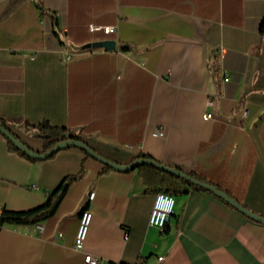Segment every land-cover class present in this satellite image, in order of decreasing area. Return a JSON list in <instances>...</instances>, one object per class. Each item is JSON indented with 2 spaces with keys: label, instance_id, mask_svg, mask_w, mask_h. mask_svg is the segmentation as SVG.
Listing matches in <instances>:
<instances>
[{
  "label": "crops",
  "instance_id": "1",
  "mask_svg": "<svg viewBox=\"0 0 264 264\" xmlns=\"http://www.w3.org/2000/svg\"><path fill=\"white\" fill-rule=\"evenodd\" d=\"M103 41L115 48L93 47ZM0 117L39 154L42 140L11 123L63 127L120 165L145 156L194 173L264 218V0H0ZM62 183L42 233L0 229V264H264V225L216 196H173L160 232L136 170L104 171L76 147L29 161L0 136V213L40 206Z\"/></svg>",
  "mask_w": 264,
  "mask_h": 264
},
{
  "label": "trees",
  "instance_id": "2",
  "mask_svg": "<svg viewBox=\"0 0 264 264\" xmlns=\"http://www.w3.org/2000/svg\"><path fill=\"white\" fill-rule=\"evenodd\" d=\"M8 124L3 118L0 117V126L4 127L12 136H14L16 139L19 140L18 136L8 127ZM11 124H17L18 127L23 129L25 132H32L34 137L42 140V151L40 154L48 152L50 149H52L54 146H56L58 143L66 141V140H79L76 135L67 133L66 129L63 127H57L52 126L47 121H43L38 124H30L26 121L23 122H13ZM0 136H2L0 134ZM3 137V136H2ZM6 140L7 148L10 152H14L18 154L21 157L26 158L29 161H35L31 158H29L27 155L22 153L21 151L17 150L14 145L7 140L5 137H3ZM22 144H24L27 148H29L25 143L20 141ZM30 149V148H29ZM32 150V149H30ZM33 151V150H32ZM37 153V152H36ZM54 155V154H53ZM52 155V156H53ZM51 156V157H52ZM88 156V155H87ZM49 157V158H51ZM144 158V159H150L145 156H139L138 158L132 160L131 162ZM175 169V168H174ZM112 170L109 167L104 166V171H110ZM138 176L142 180L143 185L145 186L147 191L151 192H163L172 196H181L185 195L190 191H196V192H203L208 193L206 189H204L202 186L195 185L189 181H186L184 179L178 178L174 175H170L164 172H161L155 168L149 167V166H138L135 169ZM131 170V171H133ZM180 172H183L179 169H176ZM83 172V168H81L80 172L71 177H66L63 181L72 182L74 180H77L81 177ZM184 174L192 177L193 179L200 181L204 184L212 185L216 187L218 190H220L217 186L213 185L212 183L205 180L203 177L195 175L194 173H185ZM63 183L53 190L50 195H48L47 199L40 205L35 208L26 210V211H8L3 210L0 213V229L5 226L10 225H33V224H42L45 220L50 218L55 210L57 209L63 195ZM213 195V194H211ZM214 196V195H213ZM215 197V196H214ZM222 203L228 205L224 201L221 200ZM86 209V207H83L82 210ZM81 210V211H82ZM80 211V213H81Z\"/></svg>",
  "mask_w": 264,
  "mask_h": 264
},
{
  "label": "water",
  "instance_id": "3",
  "mask_svg": "<svg viewBox=\"0 0 264 264\" xmlns=\"http://www.w3.org/2000/svg\"><path fill=\"white\" fill-rule=\"evenodd\" d=\"M93 47L94 48H103L105 50H113L115 48V42L114 41L98 42V43L93 44ZM0 134L3 137H5L7 140H9L17 150L21 151L22 153H24L29 158H31L35 161L46 160L49 157H51L53 154H55L56 152H58L62 149H66L69 147H76V148L82 150L84 153H86L89 157L95 159L96 161L100 162L104 166L109 167L115 171L129 172V171H131V170H133L136 167L141 166V165L155 168L161 172H164V173H167L170 175H174L178 178L189 181L195 185L202 186L208 192H210L211 194L216 196L218 199L227 203L230 207L234 208L235 210H237L239 213H241L245 217L249 218L252 221H255L257 223L264 225V218H262L258 215H255L254 213L248 211L247 209L242 207L235 199L228 196L226 193L218 190L216 187H214L212 185L204 184L200 181H197V180L193 179L192 177L184 174L183 172H180V171H178L172 167H168L166 165H163V164H161L158 161H155L153 159L140 158V159H137V160H135V161H133L127 165H120V164H117L115 162H112V161L100 156L99 154L94 152L90 147H88L82 141L71 140V139L58 143L56 146H54L52 149H50L46 153L39 154V153H36V152L30 150L29 148H27L24 144H22L20 142V140L16 139L4 127H1V126H0Z\"/></svg>",
  "mask_w": 264,
  "mask_h": 264
},
{
  "label": "built area",
  "instance_id": "4",
  "mask_svg": "<svg viewBox=\"0 0 264 264\" xmlns=\"http://www.w3.org/2000/svg\"><path fill=\"white\" fill-rule=\"evenodd\" d=\"M86 30L90 34H94L97 32L102 33L105 36H111L116 34L117 27L116 26H97L94 24H88L86 26ZM70 57L67 54L65 56V61H69ZM211 118V115L206 114L203 116L204 120H208ZM155 136H161L159 131L154 133ZM94 194H89V200L91 201ZM174 208V197L172 195L163 193V192H155L154 193V201L151 209V213L149 216V225L156 228L158 231H164L166 224L169 221V218L173 214ZM92 221V214L88 208L81 211L79 216V224L77 228V232L74 239L73 249L77 252H81L83 249L84 242L86 240L88 229L90 227ZM44 227L42 224H38L36 226V230L38 233H42ZM163 257H159L157 261H162ZM83 264H111L106 261H102L100 258L93 256L91 254H84Z\"/></svg>",
  "mask_w": 264,
  "mask_h": 264
}]
</instances>
